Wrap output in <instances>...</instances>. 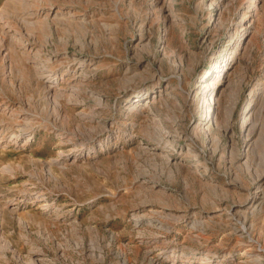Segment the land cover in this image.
I'll list each match as a JSON object with an SVG mask.
<instances>
[{"label": "rangeland", "instance_id": "1", "mask_svg": "<svg viewBox=\"0 0 264 264\" xmlns=\"http://www.w3.org/2000/svg\"><path fill=\"white\" fill-rule=\"evenodd\" d=\"M0 264H264V0H0Z\"/></svg>", "mask_w": 264, "mask_h": 264}]
</instances>
